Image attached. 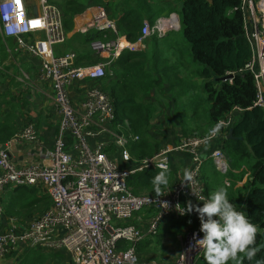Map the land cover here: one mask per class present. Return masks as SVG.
Here are the masks:
<instances>
[{
  "label": "built area",
  "instance_id": "built-area-1",
  "mask_svg": "<svg viewBox=\"0 0 264 264\" xmlns=\"http://www.w3.org/2000/svg\"><path fill=\"white\" fill-rule=\"evenodd\" d=\"M257 1L242 0L240 10L244 15L250 12L255 18ZM80 17L84 18L82 33L97 30L118 35L116 21L103 7L90 8ZM179 21L176 14L161 17L153 24L145 21L140 42L166 37L180 27ZM0 30L4 38L14 39L13 51L17 57L23 51L40 61L39 77L52 82L56 108L62 117L53 147L43 153L46 163L18 166L11 160L13 144L38 141L33 126L26 127L0 150V194L8 185L35 187L52 199V206L28 226L21 227L15 219L10 220V229L0 233V259L10 254L13 247L23 246L26 250L65 251L70 264H162L144 259L138 247L158 236L171 223L189 215L181 216L176 210L177 204L185 208L188 202L202 206L199 197L207 199L202 178L206 161L202 157V147L211 139L225 142L231 125L240 119L243 111L234 108L226 119L219 121H224L226 127L218 133L212 132L208 138L184 139L177 146H167L154 157L143 158L132 165L134 158L127 150L129 139L116 135L110 128L116 119L114 99L101 88L94 87L81 106L75 108L68 94V88L77 81L107 78L113 58L119 56L120 44L117 41L93 44L97 55L109 53L111 59L91 67L76 66L74 52L56 56L55 47L66 42L67 32L61 9L49 0H39L37 15L29 8L28 0H0ZM246 37L252 56L240 73L253 75L257 91L255 106L264 109V16L261 22L253 25L252 32H246ZM235 75L229 73L227 77H232L224 82L233 84ZM102 136L108 138L94 145ZM133 140L138 141L139 137ZM112 146L119 153L118 157L110 153ZM177 153L190 156L189 181H185V177L178 180L160 197L155 193L138 196L128 186L127 179L132 174L163 168L170 170V157ZM210 158L223 174L233 168L224 145L215 148ZM165 203L168 207H164ZM142 211L147 212V218L140 215ZM0 213H3L1 206ZM194 234L198 235L194 237ZM194 234L189 244L197 252L202 251L196 239L203 234L197 231ZM176 264H187V260L182 257Z\"/></svg>",
  "mask_w": 264,
  "mask_h": 264
},
{
  "label": "trees",
  "instance_id": "trees-1",
  "mask_svg": "<svg viewBox=\"0 0 264 264\" xmlns=\"http://www.w3.org/2000/svg\"><path fill=\"white\" fill-rule=\"evenodd\" d=\"M177 3L182 4L178 14L181 19V33L190 45L189 55L195 64L203 66L200 74L205 78L204 87L208 92L205 102L210 104L208 109L210 128L214 129L216 124L226 119L234 108L238 107L243 111L240 119L230 127L234 131L235 139L224 140V148L232 166L240 168L245 165L243 171L250 168L252 172V177L244 185L246 190L244 206L251 222L258 227L256 245L258 248L263 243L262 233L264 232V109L255 106L257 91L253 75L247 72L240 73L250 62L252 56L251 45L245 32V15L240 10L242 0H112L108 6L114 12L119 10L128 12L117 24L118 35L97 30H90L84 34L74 33L66 40L65 48L70 50L67 52L76 54V66H95L104 61L92 51L93 43L113 42L119 35H126L130 41L134 42L141 36L146 16L151 22L159 18L152 11L154 6H161L163 10L170 8V15L177 12H175ZM103 5L108 8L105 0H64L63 11L62 9L61 11L64 15L66 32L74 31L75 16L84 14L90 8ZM6 43L10 45L12 51L15 49L14 41L4 42L0 32V67L3 66V61H6L8 56L10 57ZM11 57L16 59L17 55L13 54ZM132 71L134 72L133 68ZM139 71L140 69L137 68L134 72L138 82L132 93L127 87V84L130 86L128 82H124L123 85L110 82L103 85L101 90L114 99L116 110L114 126L125 127V120L130 121L129 124L140 138V142L130 144V140L129 147L133 149L135 157L143 159L154 157L161 150V146L147 143L146 138L151 127L153 111L151 107L138 102L141 99L138 92L143 90L141 85L146 81V75L141 77ZM108 73V77L104 78L103 82L110 79L112 70L109 69ZM229 73H236L233 84L229 81H222ZM165 75L173 92L177 86L182 87L181 81L170 71ZM143 94L146 95V92ZM129 102L131 104L127 105ZM5 104L0 97V112ZM13 126V120L9 117L3 122L0 119V140L8 141L15 135ZM217 142L222 143L219 140ZM156 174L153 170L132 174L127 179L128 186L138 196L144 193L153 194L150 181ZM202 178L207 198L221 187L220 184L212 182L211 174L205 166L202 169ZM169 185H171L170 182ZM48 198L49 196L42 195L35 187H18L4 204L5 213L8 217L19 218V220L27 216L31 217L35 212L41 215L52 206ZM235 201L230 202L235 203ZM189 221V217L175 221L163 232L167 229L174 233L182 232L183 228L188 226ZM163 232L140 245L138 251L145 253L154 244L159 246ZM122 246L125 247V244ZM255 259H264V250L257 252ZM21 260L22 264H44L45 262L43 255L36 252H28ZM196 264H206V261L204 258L198 259ZM229 264L233 262L229 261ZM244 264H255V260L251 262L244 260Z\"/></svg>",
  "mask_w": 264,
  "mask_h": 264
},
{
  "label": "crops",
  "instance_id": "crops-1",
  "mask_svg": "<svg viewBox=\"0 0 264 264\" xmlns=\"http://www.w3.org/2000/svg\"><path fill=\"white\" fill-rule=\"evenodd\" d=\"M106 9L109 16H111L117 24H119V22H121L128 13L120 10L114 12L110 6ZM172 14H176L179 17L180 28L177 30L181 33L182 26L180 16L178 12ZM81 15H77L73 19L75 29L71 33L67 32V39L74 33L84 34L80 31V28L84 24V18L80 17ZM262 16H264V0H258L255 18L250 12L245 15L247 34L252 32L253 25L257 24V22H261ZM159 18H157V20ZM145 21L151 22L148 19V16L145 17L144 22ZM155 22L156 20L151 23L153 24ZM178 31L173 32L175 34L170 32V34L164 38L152 37L144 42H140V38L132 42L126 35H119L116 41L121 44V47L123 41L126 43L124 47L119 48V56L113 58L112 65L110 67L113 77H110V79L106 82H103V79L97 81L84 80L77 81L71 85L68 88V94L74 107L79 108L81 106L82 102H84L88 97L92 88H102L103 85L109 84L110 82L115 83V85H123L128 82L130 86L127 84V87L129 88L130 93H132L133 90L135 91L136 82H138L134 72L137 68H139L141 77L146 75V81H144L143 85H141V87L143 86V90L138 92V96L141 95V99H138V102L146 104L149 107L151 104L158 105L160 107V109L155 111V115H152L151 117V127L146 138L147 143L152 145L158 144L161 146V149H164L167 146L179 144L184 139L198 137L194 134L191 135L190 131L193 129L199 130L200 128V130H202L203 126L198 124L194 128L189 127L188 119L185 120V117L181 112L176 113V109L179 105H188L193 101L190 98V95L193 93V87L202 86L205 78L201 76L200 70L197 69L195 63L192 61L189 55V48H185L183 44L185 42L180 33H176ZM2 37L4 42H8L9 40L14 41V39L4 38L3 35ZM153 40L156 41V44H154ZM157 41H162V43H158ZM65 43L55 47L56 56L66 54L68 53L67 51H70L65 48ZM6 46L9 48L8 54H10V57L8 56L6 61H3V66L0 67V84L1 82H5L7 84L6 91H0V97L3 99L4 103H6L0 112V119L2 122L6 121L8 117L13 120L15 135L8 141L0 140V150L6 144L15 139L17 135H20L26 127L33 126L37 132L38 141L33 144L26 142L13 144L10 150L11 160L18 166H24L30 162H42L43 153L48 152L53 147L60 133V124L62 121L61 114L55 104L54 86L51 82L43 80L39 77L40 61L38 59L29 56L23 51L15 59L14 57H11L13 53L11 52L10 45L6 43ZM177 47L180 51L175 52ZM92 51L94 52L93 49ZM99 57L104 62H108L111 59V55L109 53L100 54ZM172 65H177V68H174ZM132 68L134 69V72L132 71ZM168 71H170L171 74L176 76L178 80L182 82H180V85L185 87L184 92L186 97L184 99L186 100L179 101L171 98L172 88L170 84H168L167 77L165 75ZM45 85H48V87L52 90H46ZM177 88L178 86L176 89ZM145 92L146 95L143 94ZM201 93L202 96L205 95V92ZM147 98L148 100L146 101ZM203 102L206 103L205 100ZM129 104H131V102L127 105ZM25 106L26 110L23 111ZM198 114L199 122H205L209 119V117L207 118L208 114L205 110H200ZM202 118H204V120H202ZM129 122L130 121L128 119L125 120V127H115L113 123L110 128L116 135L126 137L129 141L131 140L130 144H138L140 142V138L138 141L133 140V138L138 136L133 132ZM204 128L207 137L211 136L213 128H210V125L204 126ZM156 129L158 138L153 140L151 139V135H153V130ZM106 138H108V136H102L100 140L95 141L93 144L98 145L99 142L104 141ZM217 141H212L211 146L209 147L207 145L202 147V157L206 159L205 168H207V171L210 172L212 182L220 184L221 187L226 183L230 185L228 188L229 200H236L237 202L235 201V204H241V206L245 208L244 212L246 213V207L244 206L246 190L244 185L252 177V172L250 168L244 172L243 170L245 169V165H242L240 168H235L233 166L232 170L228 174L218 172L214 161L210 158V155L215 148H218L217 145H220L219 147H223L225 143L219 140L222 142L219 144ZM130 144L127 145V150L131 153L132 158H134L132 165H136L138 164L137 162L141 161V159L133 155V149L129 147ZM110 153L114 156H119L115 146H112ZM43 163L46 162L43 161ZM189 163L190 156L187 154L177 153L171 155V168L169 170L170 184H173L185 177V171H188ZM153 171L156 173L159 172V170ZM15 189L16 188H13V186L8 185L0 194V206L3 209V213H0V233H4L10 229V220L15 219L19 226L26 227L42 215H40L39 212H35L31 215V217L27 216L24 219L21 218L22 221L19 220V218L8 217L5 213L4 204L11 198ZM48 199L52 203L51 197ZM49 205L51 206V204ZM28 252L30 251L26 250L23 246L13 247L10 254L0 259V264H22L21 258L27 255ZM66 258L69 260L68 255ZM51 260L53 259L49 258L45 264H51ZM54 263L58 264L57 262Z\"/></svg>",
  "mask_w": 264,
  "mask_h": 264
},
{
  "label": "clouds",
  "instance_id": "clouds-1",
  "mask_svg": "<svg viewBox=\"0 0 264 264\" xmlns=\"http://www.w3.org/2000/svg\"><path fill=\"white\" fill-rule=\"evenodd\" d=\"M222 127H226L224 121L218 122L213 129L218 133ZM185 181L191 179L185 171ZM157 197L164 196L168 192L165 189L169 185V169H161L150 181ZM229 184H225L214 191L207 199L199 197L203 201L202 206L188 202L187 207L177 204L176 210L181 216L195 211L200 220L199 231L202 238L196 239V245L204 252L206 264H244L255 260V264H264V259H255L257 255L258 227L251 222L248 215L238 209L237 205L230 202L228 197ZM164 207H168L165 203ZM198 234H194L196 237Z\"/></svg>",
  "mask_w": 264,
  "mask_h": 264
},
{
  "label": "rangeland",
  "instance_id": "rangeland-1",
  "mask_svg": "<svg viewBox=\"0 0 264 264\" xmlns=\"http://www.w3.org/2000/svg\"><path fill=\"white\" fill-rule=\"evenodd\" d=\"M111 1L112 0H105L107 5H109V3ZM49 2L51 4L56 5L57 7L62 9V11H63L62 5L64 3V0H49ZM38 3H39V0H28V4H29V8L30 9L37 8V10H38ZM118 5H120V4L118 3ZM165 6H167V4H165ZM100 7H104L105 9L107 8L105 5L100 6ZM181 7H182L181 3L175 4V9H176L175 11L180 12L181 11ZM152 11H154L158 15V17H167V16H169L170 8H165V10H163V8L161 6L160 7L154 6L152 8ZM88 19H89V17L87 18V20ZM179 23H180V21H179ZM175 31H178V30H175ZM175 31H173V32H175ZM173 32H172V34H175ZM176 33H180V31H178ZM180 35H181L182 39L185 42V43H183L185 48H189L190 49V45L187 42V40L183 37V35L181 33H180ZM153 42H154V44H156V41L153 40ZM157 42L158 43H162V41H157ZM165 42H167V41H165ZM122 46H125V42L124 41L122 43ZM176 51H180L178 47L176 48L175 52ZM14 56H15V53H14ZM195 65H196L197 69H199V70L203 69V66L201 64L196 63ZM172 66L174 68H177V65H172ZM204 83H205V81H204ZM204 83L202 84V86L193 87V89H192L193 93L190 95V98L193 101L190 104H188V105H179L177 107V109H176V113L181 112L184 115L185 120L188 119L189 127L194 128L198 124L203 126L202 130H200L201 129L200 128L199 130L198 129H193V130L190 131L191 135L194 134L195 136H198L199 138H207L204 126L211 125L210 119H208L205 122L204 121L203 122H199V114H198V112L200 110H205L206 113L208 114V109H209V106H210V104L208 105L207 103L203 102L208 96L207 95L208 92H207V90L204 87ZM45 88H46V90H52L50 87H48V85H45ZM95 88H99V87H95ZM6 89H7V84L5 82H1L0 91H6ZM184 91H185V87L184 86H182V87L178 86V88L175 90V92L172 91L171 98L174 99V100H179V101L186 100V99H184L186 97ZM201 92H205V95L202 96ZM147 100H148V98L146 99V101ZM150 107H151V109L154 112L153 116L155 115V111L160 109V107L158 105H152L151 104ZM24 110H26V106L23 108V111ZM207 118H208V116H207ZM202 120H204V118H202ZM157 138H158V133H157V129H156V130H153V135H151V139L155 140ZM217 140L218 139H216L215 141H217ZM212 141H214V139H211V141H207L206 145L208 147L211 146V142ZM177 145L178 144H174L173 146H177ZM205 164H204V166H205ZM236 205H237L239 210H241V211L245 210V208L243 206H241V204H236ZM140 215L143 218H147L148 217V214H147L146 211H142L140 213ZM187 217L190 218V221H189L188 226L186 228H183L182 232L174 233L172 231H168V229L163 232L164 229L161 230L159 235L162 232L164 234L163 237H162L161 244H159V246H156L154 244L153 246L150 247V250L146 251L145 253H141L140 255L146 260L157 261V262H160L162 264H176L179 260H181L182 257L186 258L187 264H195L198 259L204 258V252L203 251L197 252V250L193 249L191 247V244H189V240L191 238V235L196 233V231L200 232L199 231V229H200V220L198 218V215L196 213H195V215L189 214ZM28 251H30L31 253L32 252H36V253H39V254L43 255V257L45 259L44 264L47 263L49 258L53 259V260L50 261L51 264H56L54 262H57L58 264H69V260H68V258H66L67 254H66L65 251L56 252V251H53V249H50V248H45V249L32 248V249H28Z\"/></svg>",
  "mask_w": 264,
  "mask_h": 264
},
{
  "label": "water",
  "instance_id": "water-1",
  "mask_svg": "<svg viewBox=\"0 0 264 264\" xmlns=\"http://www.w3.org/2000/svg\"><path fill=\"white\" fill-rule=\"evenodd\" d=\"M34 12L37 15V13H38L37 8L34 9ZM230 77H232V76H230ZM230 77L223 78L222 81H226V80L230 79ZM226 139H228V140L235 139L233 129H230ZM262 237H263V243H262L261 246L258 247V251L257 252H260L261 250H264V232L262 233Z\"/></svg>",
  "mask_w": 264,
  "mask_h": 264
},
{
  "label": "bare ground",
  "instance_id": "bare-ground-1",
  "mask_svg": "<svg viewBox=\"0 0 264 264\" xmlns=\"http://www.w3.org/2000/svg\"><path fill=\"white\" fill-rule=\"evenodd\" d=\"M89 20H90V16H89V19H88V20H86V22H87V21H89ZM125 43H126V42H125ZM120 47H121V44H120ZM122 47H124V46H122ZM122 47H121V48H122Z\"/></svg>",
  "mask_w": 264,
  "mask_h": 264
}]
</instances>
